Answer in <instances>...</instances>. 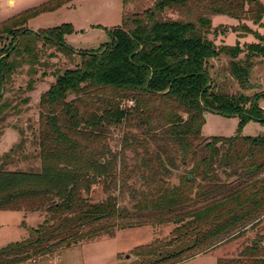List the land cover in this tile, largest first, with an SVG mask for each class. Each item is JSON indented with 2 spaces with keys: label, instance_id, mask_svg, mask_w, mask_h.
Masks as SVG:
<instances>
[{
  "label": "trees",
  "instance_id": "obj_1",
  "mask_svg": "<svg viewBox=\"0 0 264 264\" xmlns=\"http://www.w3.org/2000/svg\"><path fill=\"white\" fill-rule=\"evenodd\" d=\"M72 1L48 0L0 23V38L8 39L0 54V86L14 73L12 60L33 56L28 43L22 46L25 39L79 59L39 97V170L12 172L4 169L10 156L0 161V212L45 214L24 240L0 249V264H24L96 236L163 224L175 225L169 239L135 247L134 264H181L258 227L264 218V137L211 138L204 145L207 154L188 174L201 181L194 197L187 195L194 180L186 176L177 189H162L149 201L152 215L133 218L119 212L110 193L137 174L148 182L165 172L161 163L167 159L149 154L148 139L160 141L162 154L172 150L185 161L192 142L201 137L206 112L237 116L241 123L264 122L263 111L256 107L264 93H218L209 73L210 64L222 56L229 61L230 78L238 86L254 88L250 74L264 60V34L247 23L264 29V4L153 0L142 11H124L120 25L108 32L110 42L89 51L66 45L65 36L73 33L68 24L36 32L26 28L30 20ZM122 2L125 7L126 0ZM220 18L239 24L230 30L214 28ZM230 31L236 34L235 43H222ZM248 35L254 40L246 42ZM34 83L29 81L26 90L31 92ZM2 98L0 94V113L6 108ZM116 132L122 137L120 150L113 152L108 142ZM127 152L135 156L133 167ZM215 164L223 169V179L216 175ZM96 185L107 195L97 203L89 197ZM216 264H264V232L235 258H219Z\"/></svg>",
  "mask_w": 264,
  "mask_h": 264
},
{
  "label": "rangeland",
  "instance_id": "obj_2",
  "mask_svg": "<svg viewBox=\"0 0 264 264\" xmlns=\"http://www.w3.org/2000/svg\"><path fill=\"white\" fill-rule=\"evenodd\" d=\"M46 1L48 0H0V23ZM122 1L74 0L54 12L45 13L30 20L26 24V28L36 32L68 24L73 28V33L65 36L66 45L75 51L96 50L101 45L110 42L108 32L120 25L124 11L128 13L142 11L149 7L153 0H126L125 7H123ZM259 1L264 4V0ZM238 24L237 21L220 18V20H215L213 27L221 26L225 30H230V27H237ZM247 25L253 31L264 34V29L253 26L251 23H247ZM210 37L214 39V42L219 41L217 36L211 35ZM223 38L222 43L233 45L236 41V34L230 31ZM244 40L251 42L254 39L248 35ZM26 43L31 47L33 56L25 55L23 60H12L15 67L14 73L7 77L3 85L0 86V94L3 96L1 103L6 106L0 113V136L8 129L14 134L13 140L15 137L17 138L15 142H12L13 145L10 146L8 152L6 151L7 153L5 152L1 156L0 161L5 156H10L6 161L7 164L14 163L10 166L6 165L4 169L12 172H37L39 170L30 167L31 164L39 162L35 158L38 127V103L36 100L39 93L54 81L56 75L61 74L64 70L73 69L79 62L77 57L68 59L61 54L54 53V49L42 46L40 41L25 39L22 46ZM7 45L8 39L2 36L0 38V54ZM52 53L55 54L54 57H50ZM20 56L21 54L18 55V57ZM261 62L250 74V81L254 86L251 88L250 86H238L230 78L229 61L226 58L220 56L215 59L210 64L209 73L214 79L217 92L230 96L243 94L248 97L256 93H264V60ZM29 81L35 82L31 92L26 90ZM256 107L263 111L264 115V97L257 99ZM205 115L206 118L203 119L200 128L201 137L192 142L193 145L189 153L191 155L185 161H182V158L172 150L162 154L159 150L162 145L157 138L147 140V137H144L148 142V152L152 157L160 154L167 159L161 163V168L166 173H160L155 179L148 178V182L140 180L141 174H137L130 180L118 184L116 192L111 191L110 194L116 197L119 212H127V216L132 214L133 218L139 213L145 216L152 215L153 210L149 206V201L152 202L156 199L162 189H177L186 176L188 179L191 178L189 181L194 180L190 195L187 194L193 198L201 181L199 178L188 176V174L195 164L199 163L207 154L204 145L211 141V138L264 137V122L249 120L241 123L237 116L226 117L208 112ZM121 137L122 132H116L114 139L108 142L113 152L120 150ZM8 142L5 140L2 144L3 148L8 145ZM11 149L13 152L11 151L12 153L9 155ZM126 156L128 164L133 167L136 164L135 156L131 152H127ZM153 168L155 170L157 165L153 164ZM141 170L145 171L143 168ZM214 170L219 179H223V169L218 164H215ZM106 196L102 186L96 185L92 187L89 197L97 203L103 201ZM147 201L148 204L145 206ZM37 214H31L23 219L16 213H0V249L9 243L22 241L27 237L29 229L41 224L45 214ZM134 221L137 222V218ZM123 222L124 220L119 221V223ZM174 228L173 224L134 226L116 231L112 237L96 236L89 241H83L68 249L58 250L24 264H134L136 259L132 255V250L135 247L149 244L154 239L167 240ZM262 232H264V218L258 227L254 230H247L240 238L228 241L209 253L199 255L181 264H216L219 258H235L243 246L249 245L255 235Z\"/></svg>",
  "mask_w": 264,
  "mask_h": 264
},
{
  "label": "crops",
  "instance_id": "obj_3",
  "mask_svg": "<svg viewBox=\"0 0 264 264\" xmlns=\"http://www.w3.org/2000/svg\"><path fill=\"white\" fill-rule=\"evenodd\" d=\"M47 90V88L46 89H44L43 91H41L40 93H39V97H40V95L42 94V93H44L45 91ZM39 97L37 98V103H38V100H39ZM14 134L13 133H11V131H9L8 129H6L5 131H4V133H3V135L2 136H0V158H1V156H3V154L7 151L8 152V150H9V148H10V146L11 145H13V143L12 142H15L16 140H17V138L15 137V140H13L14 139V136H13ZM6 137H8V139H6ZM5 140L6 141H9L8 142V145H6L4 148H3V146H2V144L5 142ZM12 150V149H11ZM6 152V153H7ZM10 152V151H9ZM8 163V162H7ZM13 163L14 162H11L10 164H8V166H10V165H13ZM34 164H36V165H34ZM32 166H30V167H33L35 170L36 169H39V162H38V164L37 163H33V164H31ZM8 171H11V170H8ZM23 172H25V171H23ZM0 213H16L17 215H21L22 216V218L23 219H26L28 216H30L31 214H36V215H38L37 213L38 212H34V213H28V214H23V213H21V212H3V211H1ZM37 226V225H36ZM26 238V237H25ZM24 238V239H25ZM23 239V240H24Z\"/></svg>",
  "mask_w": 264,
  "mask_h": 264
},
{
  "label": "water",
  "instance_id": "obj_4",
  "mask_svg": "<svg viewBox=\"0 0 264 264\" xmlns=\"http://www.w3.org/2000/svg\"><path fill=\"white\" fill-rule=\"evenodd\" d=\"M252 2H256V1H259V0H251ZM203 118H206V115L205 114H203ZM101 163L103 162V161H100ZM191 178H189V180H190Z\"/></svg>",
  "mask_w": 264,
  "mask_h": 264
}]
</instances>
